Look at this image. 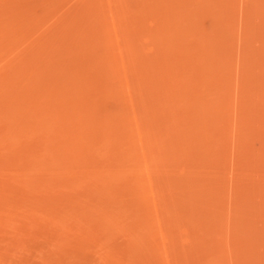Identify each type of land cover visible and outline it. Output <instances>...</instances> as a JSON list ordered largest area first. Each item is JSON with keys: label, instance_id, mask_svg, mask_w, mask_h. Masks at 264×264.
I'll return each mask as SVG.
<instances>
[{"label": "rangeland", "instance_id": "rangeland-1", "mask_svg": "<svg viewBox=\"0 0 264 264\" xmlns=\"http://www.w3.org/2000/svg\"><path fill=\"white\" fill-rule=\"evenodd\" d=\"M0 264H264V0H0Z\"/></svg>", "mask_w": 264, "mask_h": 264}]
</instances>
